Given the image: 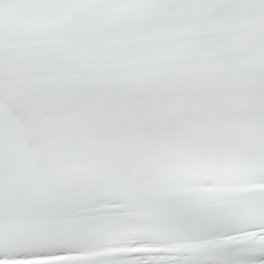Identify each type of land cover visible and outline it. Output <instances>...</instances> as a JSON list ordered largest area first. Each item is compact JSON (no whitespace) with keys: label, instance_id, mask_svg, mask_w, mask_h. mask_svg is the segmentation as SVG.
<instances>
[{"label":"snow or ice","instance_id":"obj_1","mask_svg":"<svg viewBox=\"0 0 264 264\" xmlns=\"http://www.w3.org/2000/svg\"><path fill=\"white\" fill-rule=\"evenodd\" d=\"M0 264H264V0H0Z\"/></svg>","mask_w":264,"mask_h":264}]
</instances>
